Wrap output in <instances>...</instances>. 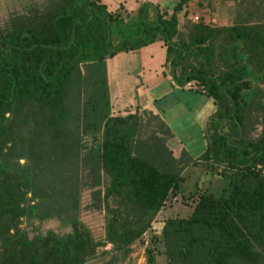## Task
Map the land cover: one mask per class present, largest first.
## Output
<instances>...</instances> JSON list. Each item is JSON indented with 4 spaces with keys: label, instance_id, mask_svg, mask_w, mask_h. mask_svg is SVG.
Instances as JSON below:
<instances>
[{
    "label": "trees",
    "instance_id": "16d2710c",
    "mask_svg": "<svg viewBox=\"0 0 264 264\" xmlns=\"http://www.w3.org/2000/svg\"><path fill=\"white\" fill-rule=\"evenodd\" d=\"M230 1L228 27L179 28L189 0L140 4L133 21L101 0H46L0 28V264H85L104 244L127 255L146 233L145 264H264V0ZM155 42L173 83H193L214 108L195 158L174 160L154 132L140 139L137 115L109 116L105 60ZM102 175L91 195L108 218L96 243L78 197ZM177 196L185 217L155 222ZM51 220L69 231L39 230Z\"/></svg>",
    "mask_w": 264,
    "mask_h": 264
},
{
    "label": "rangeland",
    "instance_id": "374dc122",
    "mask_svg": "<svg viewBox=\"0 0 264 264\" xmlns=\"http://www.w3.org/2000/svg\"><path fill=\"white\" fill-rule=\"evenodd\" d=\"M174 1L175 0H134L133 2L132 0H101V3L106 6V10L108 12L110 13L119 12V14L123 16V14H125V12H128L129 9L136 7V4L137 7L140 4L142 5L143 3H150L151 5H159L158 9L161 10L164 2H174ZM45 2L46 0H0V28L7 25V23L10 22L14 17L23 13L25 8L33 5H36L37 7H42ZM118 6L121 8L120 10L117 9ZM186 10H187L186 17L183 20L179 18V28H181V26H185L190 23H196L193 20V18H200L203 21V23H205L207 26L212 28L228 27L233 23L234 5L230 0H189L188 4L186 5ZM168 13L170 12L168 11ZM151 15L152 12L148 11L147 17H151ZM133 16L134 13H132L129 16V19H131V21H133L134 18ZM131 32L133 33L137 31L134 29L132 31H129V33ZM123 35L125 37L126 36L128 37L129 35L128 31L123 30ZM259 88H262V85H259ZM167 100L165 102H168ZM197 109L201 112L199 108ZM174 114L175 113L172 111L166 121L170 122L171 128L174 129V131L172 132H175L176 134L183 133L184 135H188L187 139L188 142H190L188 144L192 148L190 149L189 147L191 157L194 158L196 157V155L200 154L197 153L199 131L196 126L200 124L199 120H197V118L193 116V112L189 113V115L185 114L180 118H177L176 115ZM251 121H253V118L251 119ZM146 123H147L146 119L143 118L141 125L144 126V128L140 130L141 131L139 136L140 139L148 140L153 132L154 133L157 132L158 136L156 137V135H154L157 139L156 141H158L159 145L162 148H164L163 143L164 144L166 143L165 142L166 139L164 137L165 136L164 131L152 123H151L152 129L149 130L150 123H147L148 127L146 126L147 125ZM204 125L201 124L202 130L204 129ZM259 132H260V125L257 123L250 131L249 137L251 139H254L258 136ZM147 140L146 142H148ZM82 144L88 147L90 145V141L87 138H83ZM172 156L174 159H178L179 161L187 159L186 155L178 156L177 153L175 154V156L171 155V157ZM168 158L169 156L167 157V159ZM192 171L191 173L193 174H190L188 178H186L185 180L186 182L183 185L182 194H184L183 196L185 197H187L188 190H192V187H190L192 183L196 182L194 176H196L199 173V170H194L193 172ZM185 174L186 172L183 175ZM85 175H86L85 173L82 174L83 177ZM107 183H108V179L104 175H102L100 177V186L98 188L89 190L85 187H82L78 197V213H77L78 223L81 224L88 231L91 239L93 240V242L96 243H101L104 238V227L106 224V220L108 218V213L106 212L103 203L99 204V208L94 207L96 203L91 193L97 189H100V191L102 192L103 188ZM211 188H212L211 190H213L215 187L211 186ZM173 201L174 200L170 201V204L168 205L166 204L164 208L155 216L154 219L155 222L163 221L168 217L170 218L171 217L173 218L174 216L183 217V218L185 217L184 215L187 214L188 211V203H189L188 200H186L187 204L185 202V204L181 205V203H179V196H177L174 203ZM115 203L116 201H114L112 198H109L107 207L110 209H114L116 208ZM184 212L186 213L183 214ZM30 223L31 224L29 225H32L34 227L38 225V223L34 221ZM32 226H28V224L25 221H22L20 228L27 229V231L29 232ZM39 230L42 232L51 231L58 235H63L69 231L68 228L63 227L59 222L55 220L41 223L39 226ZM149 237H150L149 233H146L142 236V239L140 240L143 243H141L139 240H136L134 243H132L128 247L129 253L127 255H122L121 251L113 250L112 247L108 244L99 246L94 249V254L85 262V264H145L144 251L145 248L147 247L146 245ZM154 260H155L154 264H166L164 258L161 257L156 258L155 256Z\"/></svg>",
    "mask_w": 264,
    "mask_h": 264
},
{
    "label": "crops",
    "instance_id": "0c3cea01",
    "mask_svg": "<svg viewBox=\"0 0 264 264\" xmlns=\"http://www.w3.org/2000/svg\"><path fill=\"white\" fill-rule=\"evenodd\" d=\"M136 7L128 12L134 13ZM179 18L182 17H178V27ZM161 45L155 42L134 51L118 53L105 60L109 116L123 118L137 115L141 123L145 118L146 122L150 123L149 130L152 129V123L164 131L166 143H163V147L170 156L177 153L178 156L186 155L188 158L191 157L192 149L188 144V135L172 132L174 129L171 128L170 122L166 121L167 118L172 111L177 118L193 112V116L200 123L197 129L202 130L201 124L206 123L214 110L207 102H201L200 96L183 87L180 89L173 83L164 64L165 50ZM166 100L168 102H165ZM146 126L148 127V124ZM154 135L157 137V132ZM199 137L201 138L200 134ZM199 140L197 153L204 146V141Z\"/></svg>",
    "mask_w": 264,
    "mask_h": 264
},
{
    "label": "built area",
    "instance_id": "2783aa9c",
    "mask_svg": "<svg viewBox=\"0 0 264 264\" xmlns=\"http://www.w3.org/2000/svg\"><path fill=\"white\" fill-rule=\"evenodd\" d=\"M198 18H193V20L196 22ZM184 89L186 90H196V87L195 85H193V83H186L184 86H183Z\"/></svg>",
    "mask_w": 264,
    "mask_h": 264
}]
</instances>
